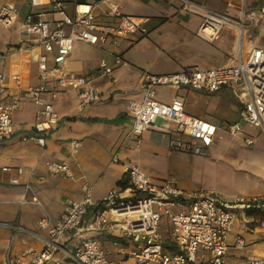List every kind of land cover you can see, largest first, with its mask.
Segmentation results:
<instances>
[{
	"label": "crops",
	"instance_id": "obj_1",
	"mask_svg": "<svg viewBox=\"0 0 264 264\" xmlns=\"http://www.w3.org/2000/svg\"><path fill=\"white\" fill-rule=\"evenodd\" d=\"M97 3L99 0H79ZM120 5L124 14L141 19L149 32L133 41L122 40L121 49L126 60L125 64H117L115 58L103 48L91 45L84 41H76L69 58L68 68L77 74H86L94 78L92 84L103 93L99 102L82 107L77 90H60L54 99L55 106L61 119L56 127L45 131L36 128L35 101L26 95V87L37 86L42 83L39 71V55L32 47L31 38L24 29L27 16L35 11L30 0H0V6L14 2L19 11L18 21L10 28L0 33V70L8 74L19 72L23 76L24 85L18 87L12 80L7 83L8 91H0V101L13 100L20 97L18 108L12 112L14 132L4 142L1 163L10 166L9 170L0 167V264H5L8 251L22 258L23 263L29 262L34 253L41 251L47 244L49 232L42 228L40 219L49 216L56 219L62 215L68 204L84 197V186H93L92 196L100 199L114 188L125 187L120 185L123 178L128 180L125 163H137L141 168L156 180L166 179L170 167L175 169L172 162L168 163V156L173 153H186L208 161L215 180L199 183L201 186L189 188L182 184L188 191L214 192L219 198L234 200L238 196L247 198H260L264 196V149H247L254 145L261 134L259 128L246 125L245 132L231 139L239 140L243 148V156L235 153L224 155L220 152L223 146L216 138L215 143L209 148V155L203 156L187 152H170L169 139L174 131L166 133L151 128L147 130L142 141L136 142L127 137L134 125V116L129 109L131 100L143 95L141 80L144 72L169 73L188 68H207L225 64L234 58L237 46L235 31L226 28L221 36L210 41L198 35L202 17L191 13L184 7L182 0H111ZM205 4L211 9L227 12L233 17L240 18L243 3L247 11H258L264 7V0H194ZM66 10L71 13L74 9L73 0H65ZM98 20L106 24H116L118 17L102 14L107 5L99 2ZM56 18L62 16L55 13ZM48 18L53 15L47 14ZM254 30L258 33L253 36ZM264 32L257 26L248 28L246 35L254 39ZM230 44V48H225ZM88 47L91 54L80 57L79 49ZM105 60L114 67L113 75H100L99 68ZM49 86L56 87L54 82ZM173 89L172 96L168 97L158 93L159 88ZM234 85L222 86L213 91L230 93ZM238 92L237 88H235ZM190 91L183 87L176 89L171 86H159L157 97L170 101L176 94L185 97V106L189 99ZM203 92V91H199ZM205 92V93H213ZM232 93V92H231ZM44 97L51 100V94L44 92ZM197 97L196 94H192ZM239 96V93H238ZM235 118L240 117L242 100L240 96L234 98ZM187 110V106H186ZM188 111V110H187ZM214 120L211 113L205 112L197 115ZM231 121V122H233ZM214 122V121H213ZM222 122V121H221ZM216 123V122H214ZM217 124V123H216ZM174 124L171 129L174 130ZM32 135H42L45 144L42 145L32 139ZM251 136L254 143L249 145L244 137ZM81 140L82 145L75 154L72 152L71 141ZM214 152L212 153V149ZM118 152L120 162H112L114 153ZM52 161H66L73 171L72 177L61 174H52L48 163ZM213 168V169H212ZM166 174V175H164ZM228 175L242 181L238 190L221 185L218 179ZM19 182L14 183L13 179ZM39 196L43 206L35 203H21L23 197ZM261 210L257 213L247 212L240 214L233 226L229 243L230 249L227 261L237 264L248 258L264 259V227L250 224L248 220L264 219ZM96 207H92L86 215L82 226L77 230L68 232L61 239V243L70 250H75L88 238H96L108 251V256L116 264H142L132 255L140 248V243L130 236L123 234L119 229L111 231L107 228H94L91 225ZM2 222H13L22 225L26 230L17 231L4 227ZM254 226V228L252 227ZM162 234L163 231H162ZM263 234V235H262ZM168 239V232L164 234ZM244 237L247 246L235 247L236 239ZM27 248H33V253L23 254ZM143 264H153L151 262Z\"/></svg>",
	"mask_w": 264,
	"mask_h": 264
},
{
	"label": "built area",
	"instance_id": "obj_2",
	"mask_svg": "<svg viewBox=\"0 0 264 264\" xmlns=\"http://www.w3.org/2000/svg\"><path fill=\"white\" fill-rule=\"evenodd\" d=\"M74 1L71 13L66 10L65 0H30L35 11L27 16L24 29L31 38L32 47L39 55V71L42 83L26 87V95L36 105V128L45 131L57 126L61 116L54 99L60 90H77L82 107L103 99L104 93L92 84L94 78L86 74H77L68 68L69 58L76 41H84L100 46L115 58L117 64H125L121 49L122 40L133 41L148 34L149 30L137 17L124 14L120 5L111 0ZM187 11L202 17L198 35L214 41L226 28L235 31L237 46L234 58L229 62L207 68H188L169 73L144 72L141 80L143 95L131 100L129 109L134 116V125L127 137L136 142L142 141L143 134L155 128L172 133L169 139L170 152H187L207 156L209 148L215 143L221 128L232 136L245 132L250 125L264 132V46L257 36L249 49L245 50L246 31L257 26L264 27V7L258 11H247L243 3L240 18L227 12L214 10L194 0H182ZM99 2L107 9L102 14L118 17L116 24L110 25L98 20ZM61 13L60 18L54 16ZM47 14L53 15L48 18ZM19 19V11L14 2L0 6V33L12 27ZM1 63V58H0ZM114 67L105 60L99 68L100 75H113ZM12 80L23 87L21 73L8 74L0 70V91H8L7 83ZM54 82L56 87L49 86ZM234 85L242 100L240 117L237 121L218 125L213 121L195 116L186 110L185 97L176 94L170 101L157 97L159 86H171L176 89L187 87L196 91L213 92L222 86ZM51 94V100L44 97ZM20 97L11 101H0V167L9 170L10 166L1 163L5 139L14 132L12 112L18 108ZM174 124V130L171 129ZM32 139L44 145L42 135H32ZM247 144L254 143L251 136L244 137ZM82 141H71L73 154L77 153ZM118 152L112 162H120ZM129 186L114 188L100 199L92 196L93 186H84L85 195L67 205L62 215L56 219L45 216L40 226L47 228L49 237L46 246L34 253L32 259L23 263L22 258L8 251L5 264H116L108 256V251L96 238H88L75 250L67 249L61 239L72 230L79 229L92 207H96L91 225L94 228L119 229L140 243V248L132 252L139 263L158 262L160 264H231L227 261L230 249L229 238L233 226L240 214L257 213L264 210V196L247 198L238 196L234 200L219 198L211 191H188L178 186L174 179L156 180L137 163H125ZM52 174L72 177L73 171L66 161L48 163ZM14 183L19 179L14 178ZM21 203H35L43 206L37 195L23 197ZM134 214L130 216L129 214ZM135 217V218H133ZM169 223L168 241L178 247L174 251L165 245L161 224L164 219ZM250 224L264 227V219L248 220ZM4 227L24 231L22 225L2 222ZM254 228V226H252ZM247 246L244 237L236 239L235 247ZM33 253L27 248L23 254ZM200 256L202 261L198 262ZM237 264H264V259L248 258Z\"/></svg>",
	"mask_w": 264,
	"mask_h": 264
},
{
	"label": "rangeland",
	"instance_id": "obj_3",
	"mask_svg": "<svg viewBox=\"0 0 264 264\" xmlns=\"http://www.w3.org/2000/svg\"><path fill=\"white\" fill-rule=\"evenodd\" d=\"M253 36L256 35L257 30L252 31ZM255 37V36H254ZM253 37V38H254ZM253 38H249L246 35L245 39V50L247 51L251 44L253 43ZM226 45V44H225ZM230 44H227L225 48H230ZM236 48L234 44V49ZM91 54V51L88 47H83L79 49V56L84 57ZM236 87L230 88V93L226 94L224 91H216L213 93H205L199 91H190L189 99L187 103V110L200 115L205 112L211 113L214 116V122L218 125H224L226 122H231L234 120L236 112L235 107L237 106L236 101L234 98H238V92L235 89ZM158 93L160 95L165 96H172L173 89L167 87L164 90L159 88ZM192 94H196L197 97L193 96ZM222 121V122H221ZM218 139L220 140V145L223 146L220 150L221 153L224 155H231L235 153L237 156H243L242 154L243 148L240 145L239 140L231 139V136L225 131V129L221 128L218 132ZM264 149V135L261 134L258 141L254 144L249 146L247 149ZM214 152V148L212 149V153ZM232 156V155H231ZM168 163L175 166V169L170 167V171L166 178L174 179L177 181L178 186L182 187L183 185H187L189 188H194L196 186H201V179L204 182L214 181V174L213 171L208 168L209 164L208 161L198 158L191 154L186 153H173V155H169ZM213 169V168H212ZM166 175V174H164ZM221 185H224L230 189L238 190L241 187L242 181L238 179H234L232 176L228 175L225 177H220L218 179ZM169 228V223L165 218L163 223L161 224V231L164 234H167V229ZM163 236L165 237V235ZM263 235V234H262ZM198 262L202 261L200 256L197 259ZM153 264H160L158 262H151Z\"/></svg>",
	"mask_w": 264,
	"mask_h": 264
},
{
	"label": "trees",
	"instance_id": "obj_4",
	"mask_svg": "<svg viewBox=\"0 0 264 264\" xmlns=\"http://www.w3.org/2000/svg\"><path fill=\"white\" fill-rule=\"evenodd\" d=\"M264 5V4H263ZM260 45L264 46V32L260 37ZM120 185L123 187H128L129 186V182L127 179L123 178L122 180H120ZM263 217H264V211L262 212ZM165 245L168 246L169 248H171L174 251H178V247L175 244H172L170 241L166 240L165 241Z\"/></svg>",
	"mask_w": 264,
	"mask_h": 264
},
{
	"label": "bare ground",
	"instance_id": "obj_5",
	"mask_svg": "<svg viewBox=\"0 0 264 264\" xmlns=\"http://www.w3.org/2000/svg\"><path fill=\"white\" fill-rule=\"evenodd\" d=\"M129 215H130V216H133L134 214L130 213ZM133 218H135V217H133Z\"/></svg>",
	"mask_w": 264,
	"mask_h": 264
}]
</instances>
